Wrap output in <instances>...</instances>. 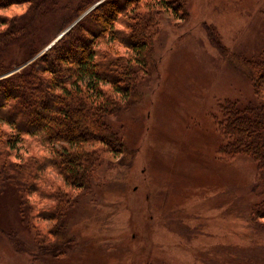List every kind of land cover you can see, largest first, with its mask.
I'll list each match as a JSON object with an SVG mask.
<instances>
[{"label":"rangeland","instance_id":"rangeland-1","mask_svg":"<svg viewBox=\"0 0 264 264\" xmlns=\"http://www.w3.org/2000/svg\"><path fill=\"white\" fill-rule=\"evenodd\" d=\"M79 1L48 0L35 38L56 41ZM185 11V18L163 16L154 70L136 102L110 118L130 157L106 155L92 191L68 213L65 232L54 234L58 222L35 219V212L24 224L16 188L7 191L0 264H264V232L251 220L260 200L257 165L245 155L222 157L218 125L223 103L254 98L246 61L264 50V0H186ZM47 177L50 190L70 193L53 171ZM68 243L74 247L64 254L49 251Z\"/></svg>","mask_w":264,"mask_h":264},{"label":"trees","instance_id":"trees-1","mask_svg":"<svg viewBox=\"0 0 264 264\" xmlns=\"http://www.w3.org/2000/svg\"><path fill=\"white\" fill-rule=\"evenodd\" d=\"M47 1L0 0V200L16 188L22 222L28 224V214L35 212V219L58 222L52 228L56 234L65 232L68 213L92 191L106 155L130 157L123 132L110 118L136 102L134 95L154 70L163 16L173 11L185 18L187 13L186 0H80L63 17L59 34L102 2L40 57L6 76L53 40L34 35ZM18 7L23 12L10 15ZM246 66L254 98L221 105L218 125L225 141L219 152L226 159L245 155L256 163L253 189L260 200L251 220L264 232V50ZM49 171L70 193L50 190ZM72 191H78L75 198ZM73 247L68 243L49 251L64 254Z\"/></svg>","mask_w":264,"mask_h":264},{"label":"water","instance_id":"water-1","mask_svg":"<svg viewBox=\"0 0 264 264\" xmlns=\"http://www.w3.org/2000/svg\"><path fill=\"white\" fill-rule=\"evenodd\" d=\"M98 4H100V3H98ZM98 4H96L93 8H95ZM93 8H91L89 11H91ZM89 11H87L86 13H84L76 22H74L72 25H71V27L69 28V29H71L72 28V26H74L75 24H77ZM69 29H67L66 31H64L63 33H62V35H60V37L56 40V41H54L52 44H50L49 46H48V48H50L53 44H55L62 36H64L67 32H68V30ZM47 48V49H48ZM46 49V50H47ZM28 64V63H27Z\"/></svg>","mask_w":264,"mask_h":264}]
</instances>
